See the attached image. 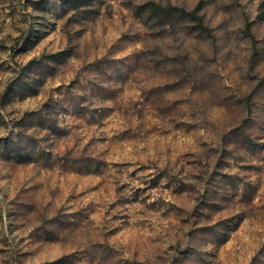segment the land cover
Here are the masks:
<instances>
[{"label": "rangeland", "instance_id": "1", "mask_svg": "<svg viewBox=\"0 0 264 264\" xmlns=\"http://www.w3.org/2000/svg\"><path fill=\"white\" fill-rule=\"evenodd\" d=\"M0 264H264V0H0Z\"/></svg>", "mask_w": 264, "mask_h": 264}, {"label": "trees", "instance_id": "2", "mask_svg": "<svg viewBox=\"0 0 264 264\" xmlns=\"http://www.w3.org/2000/svg\"><path fill=\"white\" fill-rule=\"evenodd\" d=\"M155 8H157V10H160V12L164 13V14H174V13H180L183 16H187V17H191V18H198V21L200 22V24H202V20L199 17H196V12H187L183 9L177 8V7H161L156 5Z\"/></svg>", "mask_w": 264, "mask_h": 264}]
</instances>
